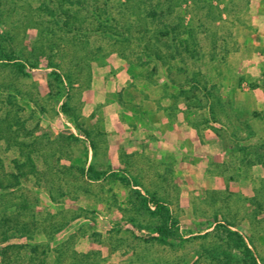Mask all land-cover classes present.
<instances>
[{
	"label": "rangeland",
	"instance_id": "374dc122",
	"mask_svg": "<svg viewBox=\"0 0 264 264\" xmlns=\"http://www.w3.org/2000/svg\"><path fill=\"white\" fill-rule=\"evenodd\" d=\"M161 1L174 7L163 20L199 55L142 63L137 32L101 36L91 12L71 9L81 23L67 28L79 32H62L39 12L41 0H0V160L10 171L11 160L30 157L39 172L16 191L0 187V210L26 199L42 225L58 223L34 241L4 243L21 246L18 255L29 257L35 244L52 264L66 243L89 253L88 264H208L212 241L201 235L220 223L264 264V0ZM91 2L93 12L105 4ZM148 4L131 20L163 29L143 18ZM119 5L109 0L111 15ZM61 73L75 74L73 85ZM154 196L175 216L183 244L146 240L156 235Z\"/></svg>",
	"mask_w": 264,
	"mask_h": 264
},
{
	"label": "trees",
	"instance_id": "16d2710c",
	"mask_svg": "<svg viewBox=\"0 0 264 264\" xmlns=\"http://www.w3.org/2000/svg\"><path fill=\"white\" fill-rule=\"evenodd\" d=\"M98 1L100 0H95V2ZM131 2L132 0H126L123 2L120 0L119 6H122V8L118 9V17L111 15V12L108 10L107 6L109 0H105L104 7H101L99 12H93L94 9L92 10L90 8L93 4L91 0H41L38 10L41 13L49 15L53 27H57L62 32L66 30L70 33L74 32L67 27L70 25H76L77 22L78 24L81 23L78 15H73L71 13L72 15L70 16V14H68L70 13V9L76 10L78 14L86 11L89 13L91 12L90 14H93L92 17L96 19L95 23L97 24V32L100 33L101 36L112 34L119 28H123L129 33L133 31V34L134 32H137L141 40L140 45H142V55H145V61L142 63H150L152 60H157L163 64L170 65V63L176 59L184 61L186 60L185 58H192L199 55L190 50V42L188 38L180 39L178 31L179 27L173 20L167 22H165V19L163 20L165 15L174 12L172 4L167 3L161 8V0L157 5L148 4V0H141L135 8H132L130 6ZM143 3L149 5V8L144 10L146 12L143 18L150 17L153 18L152 20L159 19L163 29H148L144 26L141 27L140 25L135 24L136 22L131 20V15L135 14L132 10H137L140 15L143 14ZM160 8L161 10H158ZM121 24L123 25L121 26ZM78 29L81 32V27ZM185 33L188 34L189 38H194L192 30L186 29ZM43 36L44 31H41V37L43 38ZM74 39H77V35ZM126 40H128V38H126ZM179 44L184 46L183 51L180 49ZM98 51H103V48L99 47L97 52ZM7 59L10 62L13 60V56H7ZM130 64L131 66L133 65L131 62ZM58 65L55 67L58 68ZM74 75L61 73L63 83L65 82L67 85H73V80H75ZM66 94L68 95L67 91ZM61 109L66 115L70 116L72 108L68 102H63ZM74 123L75 127L82 129L79 123L75 120ZM87 135L91 138L92 148L97 149L91 133L89 132ZM71 138L74 140L81 139L75 134H71ZM11 161L13 164L12 169L9 171L3 167V162L0 160V187H5L10 189V191H16L22 185L23 181L28 180L31 175H39L35 160H31L30 157L29 160ZM78 169L79 173L82 175L85 174V168L83 166ZM42 174L43 173H41V175ZM5 196L6 195L0 193V205L4 202L5 199L3 198H5ZM140 196L144 198L143 201H146L144 196L141 194ZM151 202L156 206L155 216L157 217V224L154 227L156 235L147 238L146 240L156 241L158 244L169 246L186 242L187 238L180 232L178 221L170 211L169 207L157 200L155 196L151 198ZM34 207V202L24 199L17 202L14 201V206L10 208V211L7 210L8 208L0 210L1 243H7L9 240L16 237H27L29 240L34 241L37 232H42L47 229L50 231L54 226H58L57 222L50 224V227L42 225L41 221L37 219L38 217ZM201 237L205 239L211 238L212 241V246H208L209 248L205 249V251H207L206 255H202L207 257L205 260L209 262L208 264H261L246 238L239 231L232 230L225 224H216L212 230L202 234ZM20 248L22 247L17 244H4L0 249V264H22L23 261L24 264H48L51 257L48 254V251H45L44 256H41L39 253V246L34 244L30 248V256L25 258L24 256L17 254ZM233 250L237 253H233ZM55 251L57 252L54 254L52 264H88L90 260L89 253L78 252L67 246L66 243H63L59 248L55 249Z\"/></svg>",
	"mask_w": 264,
	"mask_h": 264
}]
</instances>
